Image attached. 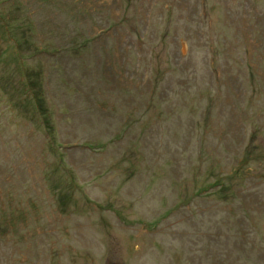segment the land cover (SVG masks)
<instances>
[{
	"label": "rangeland",
	"instance_id": "obj_1",
	"mask_svg": "<svg viewBox=\"0 0 264 264\" xmlns=\"http://www.w3.org/2000/svg\"><path fill=\"white\" fill-rule=\"evenodd\" d=\"M0 264H264V0H0Z\"/></svg>",
	"mask_w": 264,
	"mask_h": 264
}]
</instances>
